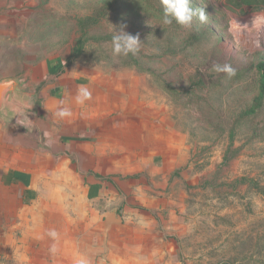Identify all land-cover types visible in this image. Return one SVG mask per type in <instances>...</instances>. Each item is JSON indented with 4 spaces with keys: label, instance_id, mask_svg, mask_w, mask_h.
<instances>
[{
    "label": "rangeland",
    "instance_id": "1",
    "mask_svg": "<svg viewBox=\"0 0 264 264\" xmlns=\"http://www.w3.org/2000/svg\"><path fill=\"white\" fill-rule=\"evenodd\" d=\"M191 6L206 20L185 27L160 23V0H0V83L51 126L38 83L59 58L50 110L114 188L91 201L73 180L23 193L0 176V264H264V0ZM111 24L137 54L113 56ZM226 63L235 76L213 71Z\"/></svg>",
    "mask_w": 264,
    "mask_h": 264
},
{
    "label": "crops",
    "instance_id": "2",
    "mask_svg": "<svg viewBox=\"0 0 264 264\" xmlns=\"http://www.w3.org/2000/svg\"><path fill=\"white\" fill-rule=\"evenodd\" d=\"M57 60H49L45 78L38 83V86H42L41 83L47 79V84L39 91L45 97L42 111L48 115L52 112L51 126L32 113L36 106L27 102L28 95L24 89H16L12 95L9 91H3L0 95V176L7 185L23 193L34 191L40 178L48 182L49 175H52V183L59 182L70 189L76 181L83 183L88 200L98 201L106 191L114 190L112 183L105 178L108 173L101 168L100 157L90 152L92 142L74 140L67 133L60 115L49 107L62 86L60 70L56 71L59 65ZM45 125L51 128V134L40 141H31L29 135L34 127ZM105 202V208L109 207L112 199Z\"/></svg>",
    "mask_w": 264,
    "mask_h": 264
},
{
    "label": "clouds",
    "instance_id": "3",
    "mask_svg": "<svg viewBox=\"0 0 264 264\" xmlns=\"http://www.w3.org/2000/svg\"><path fill=\"white\" fill-rule=\"evenodd\" d=\"M162 5V14L160 16V23L163 25H171L175 22L181 26H191L193 18L198 15L201 22L206 20V15L203 9H194L191 4L192 0H160ZM112 25V45L113 56H128L135 55L140 50V37L138 34L133 35L125 31L127 25L121 24L119 26ZM213 71L217 73H224L231 78L236 75V70L230 64H216L213 65ZM91 98V93L86 86H80L79 94L77 96V103L83 104L85 100ZM61 117L70 115L67 110L58 113ZM54 235V233H53Z\"/></svg>",
    "mask_w": 264,
    "mask_h": 264
},
{
    "label": "trees",
    "instance_id": "4",
    "mask_svg": "<svg viewBox=\"0 0 264 264\" xmlns=\"http://www.w3.org/2000/svg\"><path fill=\"white\" fill-rule=\"evenodd\" d=\"M57 62L59 65L56 71H59L61 68H63V63L59 58ZM257 68L260 73V97L258 99L257 105L250 111V113H254L256 111V109L260 106V100L263 99L264 96V62H260Z\"/></svg>",
    "mask_w": 264,
    "mask_h": 264
},
{
    "label": "water",
    "instance_id": "5",
    "mask_svg": "<svg viewBox=\"0 0 264 264\" xmlns=\"http://www.w3.org/2000/svg\"><path fill=\"white\" fill-rule=\"evenodd\" d=\"M16 88V83L15 82H1L0 83V95L3 91H9L12 92ZM14 93V92H13ZM0 107H1V100H0Z\"/></svg>",
    "mask_w": 264,
    "mask_h": 264
}]
</instances>
